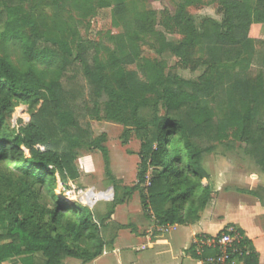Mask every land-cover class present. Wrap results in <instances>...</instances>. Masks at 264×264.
I'll list each match as a JSON object with an SVG mask.
<instances>
[{
	"label": "trees",
	"instance_id": "trees-1",
	"mask_svg": "<svg viewBox=\"0 0 264 264\" xmlns=\"http://www.w3.org/2000/svg\"><path fill=\"white\" fill-rule=\"evenodd\" d=\"M19 1L2 0L0 9V46L11 44L22 55L17 66L4 48L0 54V161L11 167L8 176L0 177V264L14 259L35 264L38 253L43 264H64L65 257L84 264L103 251L102 221L95 212L56 193L57 175L62 182L78 178L75 150L81 145L98 149L109 173L107 148L80 125L78 91L64 86V77L72 81L79 73L87 82L92 117L99 116L102 103L103 118L126 123L128 115L135 125L139 166L137 183L127 193L139 190L144 213L149 217V207L159 224L196 222L216 195L202 165L204 153L213 147L196 139L220 142L232 136L248 146L264 170V40L263 66L253 73L256 50L248 36L252 23H264V0H219L223 19L208 18L199 26L182 7L175 16L184 38L167 47L190 62L194 53L205 54L199 60L207 69L231 63L234 71L225 83L213 75L207 79V69L197 80L154 72L143 81L125 68L134 59L122 48L106 59L95 52L89 61L87 49L75 53L59 33L68 27L60 15L49 26ZM115 4L121 17L124 2ZM18 103L31 112L14 133L6 121ZM144 108L150 109L148 115L141 113ZM217 110L223 116L216 119ZM123 198L115 193L113 204ZM244 243L249 253L243 264H258L251 241L244 237Z\"/></svg>",
	"mask_w": 264,
	"mask_h": 264
},
{
	"label": "rangeland",
	"instance_id": "rangeland-1",
	"mask_svg": "<svg viewBox=\"0 0 264 264\" xmlns=\"http://www.w3.org/2000/svg\"><path fill=\"white\" fill-rule=\"evenodd\" d=\"M123 2L124 12L120 17L115 0L19 1L24 11L42 22H47L49 26H52L55 15H60L68 27L64 28V31L62 28L59 33L71 41L75 53L80 48L87 49L89 61L93 59L95 52L100 59H106L110 51L122 48L134 59L133 62L124 64L125 68L134 71L143 81L154 72H160L173 80H197L205 72L206 65L199 60L200 56L206 57L205 54L196 52L191 56L192 62L185 61L175 56L167 47V43L169 41L177 43L184 38L183 26H179L175 18L181 7L199 26L208 18L219 22L223 19V13L219 10V0H123ZM2 4L0 0V9L3 7ZM1 29L0 24V31ZM248 36L256 50L252 68V72L255 73L263 66L260 54L263 50L264 23H252ZM3 48L12 62L19 66L22 60L20 50L8 44L0 46V54L3 53ZM39 67L42 66L39 64ZM233 71L231 63H223L215 69H207L206 78L209 76L210 79L213 75L216 81L225 83ZM71 73L72 71H68L69 75ZM63 84L78 91L76 97L79 108L78 121L92 137L100 141L102 139L101 143L107 148L109 169L107 174L103 156L98 149L81 145L75 150L79 176L69 181L78 187H94L99 191L112 188L113 198L116 193V197L127 198L131 203L142 207L139 190L127 193L128 189L137 183L140 138L135 133V125L128 115L126 123L103 118L102 103L99 105V116L92 117L88 112L92 106L90 88L79 73L74 74L72 81L64 77ZM84 104L87 105L86 108ZM19 107L25 110L24 117L30 118L31 111L28 106L18 103L6 121L7 128L14 133L24 124L21 118L23 112ZM149 112V108L141 111L143 115H148ZM222 116L223 111L217 110L216 119ZM196 142L201 146L213 147L211 151L204 153L202 158L208 183L216 190V195L206 206L205 212L207 219L215 221H212L206 230L214 232L225 222L235 220L239 222V217L247 222L250 209L249 212L245 210L240 213L238 218L231 215L239 205L251 206L259 203L264 207L261 204V200H264V170L249 152L248 146L232 136L220 142L209 138L196 139ZM10 169L8 162L0 161L1 178L8 176ZM119 176L121 179L116 178ZM204 183H207V180H204ZM107 195L110 196L111 192L102 193L101 197ZM112 204L113 200L100 199L92 211L110 208ZM78 260L65 257L63 263L76 264Z\"/></svg>",
	"mask_w": 264,
	"mask_h": 264
},
{
	"label": "crops",
	"instance_id": "crops-1",
	"mask_svg": "<svg viewBox=\"0 0 264 264\" xmlns=\"http://www.w3.org/2000/svg\"><path fill=\"white\" fill-rule=\"evenodd\" d=\"M116 178L121 179V176ZM206 206L194 223L174 224L167 231L154 228L151 232L149 230L154 226L153 221L141 206L131 203L127 198L112 204L110 208L96 209L95 215L102 221L100 233L104 239L103 251L98 257L84 264H200L188 250L193 236L201 233L215 234L226 225H235L242 231L243 236L251 241L258 253V264H264V207L259 203L251 206L239 205L231 216L238 218L240 213L245 210L249 212L250 209L247 222L239 217V222L228 221L214 232H209L206 227L215 220L205 217ZM221 219L216 220L222 221ZM34 260L35 264L44 262L39 253ZM77 262L76 264H83L81 260ZM9 264L20 262L14 259Z\"/></svg>",
	"mask_w": 264,
	"mask_h": 264
},
{
	"label": "built area",
	"instance_id": "built-area-1",
	"mask_svg": "<svg viewBox=\"0 0 264 264\" xmlns=\"http://www.w3.org/2000/svg\"><path fill=\"white\" fill-rule=\"evenodd\" d=\"M20 107H23L20 105ZM19 107V108H20ZM23 112L21 118L24 124L29 120L25 116V110L20 108ZM40 150L44 147L36 145ZM23 150H27L23 147ZM149 184L147 179L146 185ZM111 192L110 196H102ZM56 193L66 198L71 202L79 203L93 209L95 204L100 200H113L112 188L105 191L96 190L94 187H78L71 181L62 182L57 175V188ZM150 219L153 221L154 226L149 230L151 232L154 228L160 231H167L171 224H159L152 211L148 207L146 209ZM192 255L199 261L200 264H243V259L249 253V247L244 243V236L235 225H226L215 234H196L193 236L191 244L188 248ZM208 251V253H207Z\"/></svg>",
	"mask_w": 264,
	"mask_h": 264
}]
</instances>
